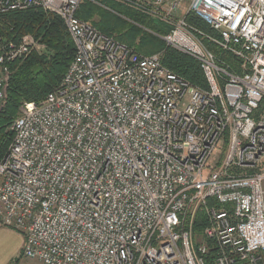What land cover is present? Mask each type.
Here are the masks:
<instances>
[{
  "label": "built area",
  "instance_id": "built-area-1",
  "mask_svg": "<svg viewBox=\"0 0 264 264\" xmlns=\"http://www.w3.org/2000/svg\"><path fill=\"white\" fill-rule=\"evenodd\" d=\"M84 1L0 0V17L55 15L74 48L59 86L12 124L0 226L41 264H260L264 0H88L162 25L150 34L195 61L205 88L164 67V52L142 55L79 20ZM37 45H0V108L10 65Z\"/></svg>",
  "mask_w": 264,
  "mask_h": 264
},
{
  "label": "trees",
  "instance_id": "trees-1",
  "mask_svg": "<svg viewBox=\"0 0 264 264\" xmlns=\"http://www.w3.org/2000/svg\"><path fill=\"white\" fill-rule=\"evenodd\" d=\"M106 3V5L111 7L107 6L109 9L125 10V13L135 16L141 24L146 23V18L139 14H134V12L117 5L115 6V4L108 1ZM100 8L84 1L79 6L76 17L110 37V34L100 28L99 23L93 22L92 18L99 15ZM147 22H151L154 27L157 26L162 33L166 30L162 25H158L148 19ZM195 24L204 32L211 33L201 22H195ZM24 35H31L39 40L45 51L41 54L35 52L23 60L14 61L10 65V74L4 88V97L0 108V159L6 153L12 139V133H10L8 127L16 117L20 106L24 103H39L49 93L54 91L59 86L74 53L73 44L61 20L40 8L23 12H11L0 17L1 46L9 42H17ZM116 40L142 55L150 56L158 52H164L162 59L164 67L195 87H206L205 78L195 61L175 51L166 49L158 40L150 41L140 38V47L137 45L135 48L131 42L120 38H116ZM146 43L150 45L148 46ZM206 46L217 57H221L231 66L234 64L232 58L221 54L217 48L208 44ZM196 229L197 232L200 231L198 226Z\"/></svg>",
  "mask_w": 264,
  "mask_h": 264
},
{
  "label": "rangeland",
  "instance_id": "rangeland-1",
  "mask_svg": "<svg viewBox=\"0 0 264 264\" xmlns=\"http://www.w3.org/2000/svg\"><path fill=\"white\" fill-rule=\"evenodd\" d=\"M86 2H88V0H86ZM106 2L107 1L102 2L103 4L101 5L99 15L94 16L92 19H93V22L99 23L100 28L103 29L106 33L110 34L111 38H113L115 40H116V38H118V39L120 38L122 40L131 42L133 44L134 48L137 45L140 47V43H139L140 38H144V39H147L150 41L158 40L159 42H161L157 37H154L150 34L152 32V30H153V32L160 34V31L157 28V26H155L156 27L155 28L151 22L150 23L147 22V19L145 20V22H146L145 24H141L140 21L135 18V16H133V15L131 16V15L125 13L126 11L122 10V9H120V10L112 9L113 10V12H112V11L108 10L111 7L106 5L107 4ZM89 3H91V2H89ZM94 5H96V4H94ZM96 6H98V5H96ZM104 6H106V7L108 6L109 8L107 7L108 9H105ZM98 7H100V6H98ZM134 14H136V13H134ZM35 40L38 42V45H37L38 47L31 54H33L35 52L39 53V54L43 53L45 51L44 47L41 45L39 40H37L36 38H35ZM150 43H152V42H150ZM146 44L148 46L150 45L149 43H146ZM30 55H28V56H30ZM27 57H25V58H27ZM25 58H23V59H25ZM228 62L230 63L229 59H228ZM18 115H19V109L17 111L16 117L13 119L12 123L8 127L10 133H12L11 127H12L13 122L17 119ZM7 149H8V147H7ZM198 241H202V240L199 238ZM260 264H264V257L263 256H261Z\"/></svg>",
  "mask_w": 264,
  "mask_h": 264
},
{
  "label": "crops",
  "instance_id": "crops-1",
  "mask_svg": "<svg viewBox=\"0 0 264 264\" xmlns=\"http://www.w3.org/2000/svg\"><path fill=\"white\" fill-rule=\"evenodd\" d=\"M23 243L21 234L0 226V264H41L21 255Z\"/></svg>",
  "mask_w": 264,
  "mask_h": 264
},
{
  "label": "bare ground",
  "instance_id": "bare-ground-1",
  "mask_svg": "<svg viewBox=\"0 0 264 264\" xmlns=\"http://www.w3.org/2000/svg\"><path fill=\"white\" fill-rule=\"evenodd\" d=\"M170 71V70H169ZM178 76V75H177ZM180 77V76H179ZM183 79V78H182ZM186 81V80H185ZM189 83V82H188Z\"/></svg>",
  "mask_w": 264,
  "mask_h": 264
}]
</instances>
